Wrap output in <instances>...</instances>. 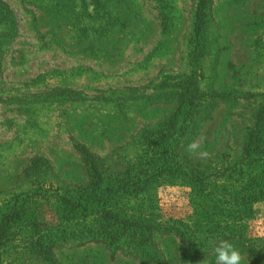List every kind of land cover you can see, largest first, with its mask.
<instances>
[{
	"label": "rangeland",
	"instance_id": "rangeland-1",
	"mask_svg": "<svg viewBox=\"0 0 264 264\" xmlns=\"http://www.w3.org/2000/svg\"><path fill=\"white\" fill-rule=\"evenodd\" d=\"M195 4L0 0V212L17 209L0 264H156L147 249L182 264L177 232L195 264H215L221 240L264 264V136L247 145L264 106V0H210L199 27ZM200 136L203 159L186 151ZM142 170L140 191L103 193Z\"/></svg>",
	"mask_w": 264,
	"mask_h": 264
},
{
	"label": "trees",
	"instance_id": "trees-1",
	"mask_svg": "<svg viewBox=\"0 0 264 264\" xmlns=\"http://www.w3.org/2000/svg\"><path fill=\"white\" fill-rule=\"evenodd\" d=\"M210 0H196L195 4V22L196 26L199 27L202 23V19L205 14V7L209 3ZM195 80L189 76L184 80V83L181 84L182 86V99L179 105L177 106L178 109L176 110V116L180 115V122L184 121L186 117H188V113L192 110V104L197 97V88L195 85ZM255 122H254V128L249 133L248 142L247 145H251L255 148L258 145V142L260 140V137L264 136V106L259 108L256 113L254 114ZM254 138V139H253ZM256 145V146H255ZM73 147L75 151L80 155L81 160L83 161L87 172L90 174V176H94L97 179L102 180V172L100 170V166L98 165V161L95 157V155L90 152L84 145L79 144L77 142H73ZM43 163V160L39 157H34L32 159V166H35L36 169H38L39 165ZM44 164V163H43ZM153 176L149 174L148 171H139L135 177L132 178V181L125 182V178H120L116 180L118 183L114 189H108L104 191V194H109L110 191H124V192H138L140 191L151 179ZM124 179V180H123ZM127 179V178H126ZM256 186H258L255 190L257 192L259 199H264V180L257 182ZM110 186H105V189H107ZM100 200V197L97 198ZM85 200V198H84ZM85 203L88 204V201L86 200ZM102 211V215H105L108 211L105 208H100ZM17 215V209L12 208L10 210H7L5 212H0V244L5 239L6 236V227L8 223ZM181 249V261L182 264H195L194 256L191 251L190 241L185 237V235L182 232L176 233ZM149 243H151V238L147 239ZM145 243V242H144ZM36 245L37 252L44 258L48 257L51 253V245L50 242L43 240L41 238H38L37 242L34 244ZM264 249V248H263ZM262 249V250H263ZM151 250V248H150ZM251 251V256L249 258L250 264H257L258 260L260 259L259 252H255L253 249ZM146 252H148L152 257L153 260L156 262V264H163L160 256L157 254V252L152 249L150 252L147 249Z\"/></svg>",
	"mask_w": 264,
	"mask_h": 264
},
{
	"label": "clouds",
	"instance_id": "clouds-1",
	"mask_svg": "<svg viewBox=\"0 0 264 264\" xmlns=\"http://www.w3.org/2000/svg\"><path fill=\"white\" fill-rule=\"evenodd\" d=\"M204 139V136H200L190 141L186 146V151L190 154H198L202 159L206 158L208 154L203 149ZM210 243L214 244L215 264H242L244 257H242L240 251L229 241L221 240L218 244L210 241Z\"/></svg>",
	"mask_w": 264,
	"mask_h": 264
}]
</instances>
